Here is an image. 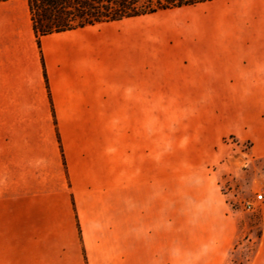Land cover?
<instances>
[{
    "label": "crops",
    "instance_id": "crops-1",
    "mask_svg": "<svg viewBox=\"0 0 264 264\" xmlns=\"http://www.w3.org/2000/svg\"><path fill=\"white\" fill-rule=\"evenodd\" d=\"M40 50L48 88L27 1L0 2V264H227L241 236L210 168L225 136L264 159V0Z\"/></svg>",
    "mask_w": 264,
    "mask_h": 264
},
{
    "label": "rangeland",
    "instance_id": "rangeland-1",
    "mask_svg": "<svg viewBox=\"0 0 264 264\" xmlns=\"http://www.w3.org/2000/svg\"><path fill=\"white\" fill-rule=\"evenodd\" d=\"M161 20L168 21V18ZM179 156L182 154L179 153ZM210 172L216 179L229 212L236 219L241 236L227 264H245L256 251L258 235L264 225V159H253L249 155L248 143H240L233 136H225ZM259 194L263 195L262 200L257 199ZM190 216L179 207V226ZM244 236L248 241L242 242Z\"/></svg>",
    "mask_w": 264,
    "mask_h": 264
},
{
    "label": "trees",
    "instance_id": "trees-1",
    "mask_svg": "<svg viewBox=\"0 0 264 264\" xmlns=\"http://www.w3.org/2000/svg\"><path fill=\"white\" fill-rule=\"evenodd\" d=\"M7 0H0V2ZM42 61L40 38L97 24L147 16L159 11L193 6L213 0H26ZM57 134V133H56ZM58 136V134H57ZM261 233L258 235L260 239Z\"/></svg>",
    "mask_w": 264,
    "mask_h": 264
},
{
    "label": "built area",
    "instance_id": "built-area-1",
    "mask_svg": "<svg viewBox=\"0 0 264 264\" xmlns=\"http://www.w3.org/2000/svg\"><path fill=\"white\" fill-rule=\"evenodd\" d=\"M257 199H258V200H262V199H263V195H262V194H259V195L257 196Z\"/></svg>",
    "mask_w": 264,
    "mask_h": 264
}]
</instances>
